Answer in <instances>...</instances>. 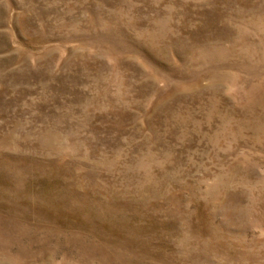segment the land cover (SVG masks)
Returning a JSON list of instances; mask_svg holds the SVG:
<instances>
[{"label":"rangeland","instance_id":"rangeland-1","mask_svg":"<svg viewBox=\"0 0 264 264\" xmlns=\"http://www.w3.org/2000/svg\"><path fill=\"white\" fill-rule=\"evenodd\" d=\"M0 264H264V0H0Z\"/></svg>","mask_w":264,"mask_h":264}]
</instances>
